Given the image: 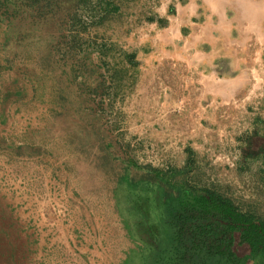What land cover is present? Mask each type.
Here are the masks:
<instances>
[{
  "label": "rangeland",
  "instance_id": "obj_1",
  "mask_svg": "<svg viewBox=\"0 0 264 264\" xmlns=\"http://www.w3.org/2000/svg\"><path fill=\"white\" fill-rule=\"evenodd\" d=\"M73 2L64 0L47 25L31 29L28 23L17 21L18 26H0V42L6 33L12 35L8 46L0 43L1 62L6 56L15 67L0 71V98L1 93L26 88V96L13 94L5 103L0 101V138L4 137L7 144L23 146V150L29 148L21 155L17 151L0 152V264H119L120 230L112 197L114 178L108 164L113 157L125 158L124 151L144 165L182 168L187 159L185 149L190 147L195 151L193 177L197 186L222 188L264 216L262 158L247 157L243 162L242 149L253 155L260 152L264 120L257 132L242 130L236 122L244 117L249 123L252 115L213 112V120L219 117L229 126L226 138L219 131L223 129L196 128L188 133L169 122L163 127L152 124L158 113L154 117V109L149 108L150 113L146 109L159 99L154 101L147 93L141 68L134 84L128 80L123 83L114 103L108 100L114 91L107 89L104 110L100 106L102 96L83 107L86 92L78 88L82 81L72 85L62 79L58 64L55 66L49 57V40L59 35L60 20ZM159 3L126 1L107 24L90 28L83 36L117 42L132 52L147 34V18ZM90 85L97 83L90 80ZM147 116L152 117V125L144 121ZM0 146L5 147L3 141ZM18 213L22 214L21 227L14 223ZM126 213L134 224L136 219ZM24 233L28 239L20 236ZM35 234L37 240H29ZM39 235L44 241L38 240Z\"/></svg>",
  "mask_w": 264,
  "mask_h": 264
},
{
  "label": "trees",
  "instance_id": "obj_2",
  "mask_svg": "<svg viewBox=\"0 0 264 264\" xmlns=\"http://www.w3.org/2000/svg\"><path fill=\"white\" fill-rule=\"evenodd\" d=\"M63 1L0 0V26L17 25L18 21L34 29L35 25L50 24ZM126 1L135 0H75L60 20L59 35L49 40V57L55 66L58 64L60 77L72 85L82 81L78 88L86 92L83 107L102 96L100 106L104 110L107 89L114 91L112 99L111 95L108 99L114 103L123 83L128 80L134 84L137 80L140 62L136 50L129 52L117 42L83 36L90 28L107 24L122 11ZM155 21V15L147 18L148 23ZM165 22L158 21L161 26ZM11 39L8 32L0 43L8 46ZM14 69L6 56L3 62L0 59V71ZM29 79L33 82L30 76ZM90 80L97 85L92 87ZM13 94L26 96V88L1 93L0 101L5 103ZM0 139L6 147L0 146V152L17 151L21 155L29 149L7 144L4 137ZM246 141L250 143L248 138ZM242 149L243 162L247 157L259 156L264 166V146L254 155L247 148ZM185 152L187 159L182 168L144 165L128 151H124L123 159L111 158L108 165L114 178L112 197L120 230L119 264H264V216L254 207L236 201L222 188L197 186L193 177L195 151L187 147ZM113 167L117 168L115 172H111ZM261 173L264 185V168ZM126 212L136 219L134 224Z\"/></svg>",
  "mask_w": 264,
  "mask_h": 264
},
{
  "label": "crops",
  "instance_id": "obj_3",
  "mask_svg": "<svg viewBox=\"0 0 264 264\" xmlns=\"http://www.w3.org/2000/svg\"><path fill=\"white\" fill-rule=\"evenodd\" d=\"M159 2L156 21L147 24L148 32L135 49L147 93L159 99L146 109L153 108L154 117L158 113L152 124L163 127L169 122L188 133L223 129L219 131L224 137L229 126L211 114L235 111L253 116L249 123L243 117L235 126L257 132V119L264 120V0ZM150 120L144 119L152 125ZM21 216H15L16 226L21 227Z\"/></svg>",
  "mask_w": 264,
  "mask_h": 264
}]
</instances>
